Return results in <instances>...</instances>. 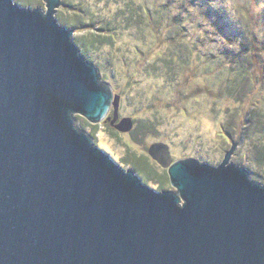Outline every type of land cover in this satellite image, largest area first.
Instances as JSON below:
<instances>
[{
    "label": "water",
    "instance_id": "95a60500",
    "mask_svg": "<svg viewBox=\"0 0 264 264\" xmlns=\"http://www.w3.org/2000/svg\"><path fill=\"white\" fill-rule=\"evenodd\" d=\"M43 2L0 0V264H264V184L230 162L237 143L217 166L150 145L173 191L121 169L73 116L120 133L132 119L117 122L61 0Z\"/></svg>",
    "mask_w": 264,
    "mask_h": 264
},
{
    "label": "rangeland",
    "instance_id": "374dc122",
    "mask_svg": "<svg viewBox=\"0 0 264 264\" xmlns=\"http://www.w3.org/2000/svg\"><path fill=\"white\" fill-rule=\"evenodd\" d=\"M13 1L46 9L43 0ZM132 1L153 13L165 1L170 8L161 14L164 23L158 31L143 24L144 36H140L136 26L130 24L128 30L123 26L111 47L94 44L88 25L111 19L121 3L61 0L55 10L58 23L73 31L80 54L98 69L100 81L120 96L118 116L133 122L129 132L120 133L106 119L91 124L74 114L75 127L91 136L121 169L132 171L156 192L175 189L166 171L147 154L153 143L166 144L172 161L194 159L217 166L236 142L230 162L264 184V125L256 122L253 107L257 110L264 104V0ZM175 15L182 19L180 26L171 25ZM185 52L189 58L183 68L155 72L162 68L161 58ZM125 145L136 157H148L166 177L146 180L130 163Z\"/></svg>",
    "mask_w": 264,
    "mask_h": 264
},
{
    "label": "trees",
    "instance_id": "16d2710c",
    "mask_svg": "<svg viewBox=\"0 0 264 264\" xmlns=\"http://www.w3.org/2000/svg\"><path fill=\"white\" fill-rule=\"evenodd\" d=\"M107 4H110L112 2L115 3H121L122 6L118 7L113 17L109 20H102L94 23H90L91 25H88L91 27L90 30L93 31V41L94 44L98 42L99 44L105 43L108 45V47H111L113 44L112 39L114 40L117 36L116 34L121 31V29L128 30L129 26H136L135 30L136 33L140 36L143 35V27L141 26L145 24L144 26L148 29L151 26L155 29V32L158 31V28L164 23V17H162L161 14L164 12H167L170 7H168L167 1H165L158 9L156 13H153L147 9V7L144 4H135L132 0H106ZM75 10L78 8L76 5H71ZM165 9H164V8ZM147 15V18H146ZM180 15H175L171 18V25L177 26L179 22L182 20H179ZM146 20V22L144 21ZM167 20H169V17H167ZM150 21V22H149ZM72 25H81V22L71 21ZM131 24V25H130ZM98 26V27H97ZM124 28H121L123 27ZM151 27V28H152ZM121 28V29H120ZM100 32V33H98ZM173 37V35H171ZM171 39V38H170ZM172 40H174L172 38ZM176 41V39H175ZM182 42V40H181ZM183 43V42H182ZM182 45V44H180ZM188 51V50H187ZM186 51V52H187ZM186 52L182 55H169L166 58H161L162 68L157 69L155 72H159L160 69H164L166 72H174L179 66L183 68V65L188 63V56ZM262 80V79H261ZM233 80L231 81L230 88L232 90ZM249 99L252 101L254 98L250 97ZM263 107L256 110V106L254 107L255 110V120L259 124L264 125V104H262ZM137 128V126H136ZM135 127L133 129H136ZM135 131V130H134ZM134 131L132 134H134ZM113 134V133H112ZM114 135V134H113ZM112 135V136H113ZM114 137L120 141L119 137L117 135H114ZM264 143V142H263ZM126 146L127 155L130 157V163L134 165L136 170L144 174V178L146 180H157V179H164L166 177V174L163 170H159L157 166H155L148 157L146 156H140L136 157L132 151V149ZM262 151V149H261ZM264 151V150H263ZM262 157L264 159V153L262 152ZM134 159V160H133Z\"/></svg>",
    "mask_w": 264,
    "mask_h": 264
},
{
    "label": "flooded vegetation",
    "instance_id": "af4514ba",
    "mask_svg": "<svg viewBox=\"0 0 264 264\" xmlns=\"http://www.w3.org/2000/svg\"><path fill=\"white\" fill-rule=\"evenodd\" d=\"M115 95V94H114ZM117 95V94H116ZM108 118H111L112 117V108L110 109V115L109 116H107ZM121 118L118 116V120H117V122L120 120ZM116 122V123H117ZM107 123H108V125L110 126V127H112L113 128V126H111L110 124H109V121H108V119H107ZM114 129V128H113ZM165 170V169H164ZM166 171V170H165Z\"/></svg>",
    "mask_w": 264,
    "mask_h": 264
}]
</instances>
